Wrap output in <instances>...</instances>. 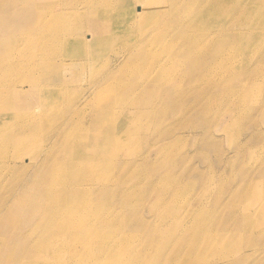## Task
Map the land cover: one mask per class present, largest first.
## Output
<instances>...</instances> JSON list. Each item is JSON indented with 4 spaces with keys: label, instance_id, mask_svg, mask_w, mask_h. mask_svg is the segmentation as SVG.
<instances>
[{
    "label": "bare ground",
    "instance_id": "obj_1",
    "mask_svg": "<svg viewBox=\"0 0 264 264\" xmlns=\"http://www.w3.org/2000/svg\"><path fill=\"white\" fill-rule=\"evenodd\" d=\"M19 1L0 0V264H260L264 248L247 257L241 253L245 244L233 239L232 232L235 228L249 231L263 226L260 236L264 238V177L243 173L241 181L236 182L222 176L227 172L237 175L235 161L242 158L247 164L249 155L255 154L257 160L264 154V151L259 153L264 145V69L258 67V63L264 62L261 50L264 35L260 34L264 16L259 5L255 8V18H251L242 0L181 3V16L184 11H199L189 26L180 29L174 19L178 15H171L168 0H139L141 9L133 8L127 0H120V4L117 1L119 6L115 8L111 0H71L65 10L59 9L61 0H51L49 7V0H31L41 6L34 14L32 3L23 8L17 5ZM24 11L33 14L36 27L25 30L30 21L17 17ZM122 16L129 19L119 22ZM9 17L11 22L7 21ZM91 18L89 26L81 28ZM234 19L239 21L240 29L226 36L224 22ZM74 21L77 35L75 31H61L65 24ZM8 29L11 31L3 33ZM121 34L132 36L138 42L131 46L133 40L122 39ZM115 43L119 49L114 47ZM58 45L60 52L53 55L52 50ZM70 45L78 49L66 51ZM110 52L115 53V60H110L107 55ZM188 53L190 56H186ZM250 59L256 64L253 70L247 68L252 64L248 63ZM84 60L87 65L91 64L94 75L102 74L91 83L92 99H86L94 113L89 124L83 122L81 99H72L60 91L66 84L63 77L53 79L52 85L41 84L64 67L70 69ZM139 63L145 66L153 63V74H158L155 82H144L129 67ZM96 65L102 69L96 70ZM194 76L200 82L195 88L208 90L207 102L201 105L204 113L199 120L192 119L185 128L188 133L178 135L174 125H167L156 136V130L147 120L157 114L154 109L160 104L174 97L181 98L182 94L172 91L180 90ZM54 90H59L58 96L51 93ZM36 96V102L31 103ZM94 97L97 101L93 103ZM58 104H63L60 111L67 112L69 118L62 116L54 120L55 124L45 122L44 118ZM128 106L135 108V113L128 117L127 133L120 136V145L115 146L116 124ZM172 111L175 113V109ZM228 115V123L220 125ZM74 119L79 127L68 131ZM237 121H245V125L235 128ZM248 129L251 131L244 134V142L241 136ZM149 130L156 137V143L167 144L161 152L168 153L169 158V140L177 135L175 145L182 143L181 138L187 140L180 146L184 149L180 158L186 163L185 171L195 177L204 179L202 173L211 169L206 192L218 187L219 192L224 191L220 195L222 203L228 197L247 201L233 212H227L219 228L215 212H209L204 204L205 195L204 201L198 200L200 194L193 196L188 210L179 217L176 207L181 204L175 202L168 207L166 202L172 197L170 186L174 175H169L154 182H162L157 191L168 192L159 194V199L151 205L156 212L155 246L161 247L140 250L139 242L132 240L127 232L114 234L117 226L105 230L104 223L111 218L115 195L111 193L107 204L102 205V198L109 192L100 190L99 194L97 180L112 170L115 165L112 161L120 157L121 149H127L129 144L131 148L134 143L136 152L139 143L150 141ZM95 131L93 138L90 134ZM227 133L232 150L229 151L233 153L229 159L215 160L212 167L203 156L187 168L188 158L195 156L194 149L198 147L211 157L225 156L229 151L223 148L222 140ZM140 138H143L141 142ZM89 140L91 144H98L95 152L85 150ZM44 141L52 143L51 147L44 149ZM249 141L255 148H250ZM27 149L39 150L40 157H24ZM44 154H49V159L43 158ZM131 158L133 167L146 163V158ZM255 160L249 167L255 166ZM198 162L203 165L199 166ZM196 182L204 185L202 180ZM132 185L128 184L119 195L122 198L120 219L126 220V231L131 230V218L139 216L129 212L131 206L139 203L132 200ZM63 193L66 201L56 207ZM255 243L254 240L253 248ZM150 257L155 262L149 261Z\"/></svg>",
    "mask_w": 264,
    "mask_h": 264
},
{
    "label": "rangeland",
    "instance_id": "obj_2",
    "mask_svg": "<svg viewBox=\"0 0 264 264\" xmlns=\"http://www.w3.org/2000/svg\"><path fill=\"white\" fill-rule=\"evenodd\" d=\"M41 1H46V0H41ZM69 1H71V0H61L60 1L61 4L59 6V9L65 10L67 8L66 3ZM73 1L74 2H85L87 0H73ZM117 1H119V4L121 3L120 0H111L114 8L119 6V5H116ZM190 1H195V0H168V9L170 11H172L171 15L173 17L178 15L174 19H177V22H178L177 27L181 26L180 29L183 27L189 26L190 23L193 21L195 15L199 11V10H195L193 12H188V13H185V11H184V14L182 16L179 15V12L181 11V7L179 5L181 3H187V2L189 3ZM29 2L32 3V6L34 5V8L32 10L33 14L40 10V7H41L40 3H36L35 1L31 2V0H29L28 2H27V0H21L18 2L17 5L21 4L23 8H26L29 5H31ZM127 3L129 5H131L133 8L141 9L140 8L141 4L139 3V0H127ZM242 3L244 4L243 8H247L246 9L247 15L250 16L251 18H255V8H256L257 4L259 5V10L261 11L262 15L264 16V0H262V1L261 0H242ZM253 3H255L256 5H252ZM50 5H51V0H49L47 2V6L49 7ZM33 14L30 15V12H26V11H24L23 14H21L20 16L16 14L18 19H23L24 22L30 21L29 23H31V24L25 25V30L30 29L31 27L33 28V27L37 26V23L33 17ZM87 14L92 16V14H90V13H87ZM187 14H190V15L187 16ZM14 17H15V15H14ZM123 19L126 20L129 18H128V16H122L119 19V22H126ZM7 21L11 22L10 17L7 19ZM34 21H35V24H34ZM91 21H92V18L90 20H85L83 22V24H81V28L82 27H84V28L88 27L89 24L91 23ZM168 21H171V20L166 19V22H168ZM239 24L240 23L237 19H234L231 21L230 20L225 21L224 25H223L224 34L226 36L228 34H234L236 29H240L238 27ZM75 27H76V22L74 21L73 24H70V25L65 24L62 27L61 31L73 32V31H75ZM9 31H11V30L8 29V30L4 31L3 33L6 34V32H9ZM77 32H78V30L75 31L74 34L77 35ZM0 34H2V33H0ZM189 34H191V33H189ZM260 34L264 35V29L261 30ZM123 35L124 34H121L120 36H123ZM139 36H140V34L138 33V37ZM125 38H131L133 40V42L131 44H129L131 46L135 45L138 42L137 39H135L129 35L122 37V39H125ZM170 38H171V41L174 42L173 38L172 37H170ZM116 42H117V44H120L119 39H116ZM114 47L119 49V47L116 46V43H115ZM60 48H61L60 45L55 47L52 50V54L54 55V54L60 52ZM244 48H247V46L244 45ZM77 49H78V47L76 45H70L67 47L66 51L77 50ZM261 50L264 53V43L262 44ZM189 53L186 56H190ZM114 54L115 53H113V52H110L107 54L109 56L110 60L116 59ZM143 56H144V53H143ZM196 57H198V56H196ZM252 61L253 60L250 59L248 63L250 64V63H252ZM85 64L86 63L84 60L81 64H79L75 67H69L70 69H67L68 67H66V68L64 67L63 70L61 69L62 72L60 71V72H57L56 74H53L51 77V80L41 81V84L43 86H45L47 84L52 85L53 79L63 77L66 84L64 87L62 86L64 89L62 87L59 88L60 91L63 94L67 93L68 94L67 96H71L72 99H75V100L81 99L80 100L81 104L79 103V105H80V109L81 110L83 109V112H84L83 113V115H84L83 122L85 124H89V122H90L89 118L90 117L92 118L91 115L94 114L93 112H91V111H93V107L90 104L87 105L88 101L90 99H92V95H91L92 91H90L91 90V88H90L91 83H93V80L95 81V79L98 76H101L102 74H95L94 75L92 73V70L90 69L91 64H88V65L87 64L85 65ZM255 66H256V64H255V62H253L247 68L253 70V68ZM261 66L264 69V62L258 63V67H261ZM129 67L132 68L133 70H136L137 75L141 76L144 82H146L148 80H152L155 82L157 80L158 74H153V70H152L153 63L149 66H145V65H142L141 63H139L138 66H135V67L129 66ZM101 69H102V67H100L99 65H96V70H101ZM81 73H84V74H81ZM56 76H58V77H56ZM197 83H200V82L195 80V76L191 80H186V85L181 87L180 90L175 89L176 91L175 90L172 91L174 94H177V95L182 94L181 98H175L174 97L173 100L167 101L164 104H160L159 108L154 109V111L157 114L154 116H150L147 121H148L149 126H151V128H154L156 130V136L167 125H169V127H172V125H174L175 126L174 130L178 131V133H179L178 135H180L181 132L182 133H188L185 130V128L188 127V125L192 121V119L194 118V120H199L200 116L204 113L202 111L201 105L204 102H207L209 95L206 94L208 91V90H206V88H203V89L199 88V87L195 88ZM202 86L206 87L207 83L203 84ZM87 88L89 89V91ZM24 90L27 91V86H25ZM57 92H59V90H54L51 93L54 94V96H58ZM35 99H37V96L33 97L31 99V103H33V101L36 102ZM95 101H97L96 97L93 98L92 102L94 103ZM62 106H63V104H60V105L58 104L55 107L52 114L50 113L46 118H44V121L48 122V123L53 122V124H55L54 120H59L62 116L69 118V114L67 112L64 111L61 113L60 110H61ZM164 106L168 107V108H165ZM34 107H38V106L34 105ZM172 109H175V113L172 111ZM163 111H166L165 116H163ZM134 113H135V108H133L132 106H128L127 108H125L123 110L122 114L119 115V118H121L123 120L120 119L116 124L118 137H115V142H116L115 146L117 143H118V145H120V136L123 133H127L126 123H128V121H127L128 117H132L134 115ZM87 116H88V118H87ZM113 117H112V119H113ZM73 121H74V123L69 125L68 131H71V130L75 131L76 130L75 127H79L78 123H76L77 120L74 119ZM164 121H166L167 123H165ZM228 121H229V115L226 119H224L221 122L220 125L225 126L228 123ZM204 125H205V127L208 128L207 123H204ZM241 125H245V121H243V122L237 121L235 128H238ZM233 126H234V124H233ZM220 129H218L217 131L219 132ZM250 129H248L247 131H244L247 133H243V135L241 136L242 139L240 138L241 140L244 141L245 135L249 134V131H251ZM64 130L65 129H63L61 131H64ZM95 134H97V131L93 132V134L91 133L90 136H92L94 138ZM147 135H148V137H149V135H151L150 141H146L144 144L139 143L138 147L136 149V152L133 149L134 143H133L131 148H130L131 144H129L127 149H121L122 154L120 155V157H118V159L112 161L115 163V165L112 166V170L109 173H107L105 176H102L99 178V180H97V182H98V185L96 187V189H98L97 192L99 194H100V190L102 191V193L105 191L109 192V194L106 197H104V198L101 197L102 198V205L107 204V199L111 195V193H114V195H115V198H114V201L112 204V212L110 213L111 218L104 223L105 230H112L115 226H117V231H115L114 234H122L123 232H127L131 236L132 240L139 242V249L140 250H148V249L157 250L155 248L161 247L162 245L158 246V247L155 246L156 241L154 239L155 230H154V222L153 221L156 217V212L153 209V207H151V205H154L153 202L156 199H159V194H166L168 192L166 190L165 191H157L158 187L160 185H162V182L161 183H154V182L162 179L165 176H169V175H174L173 181H172L171 186H170L172 188V197L170 200H168L166 202L168 203V207H171L172 204L175 202L181 204V206L176 207L179 209V214H177L179 217L184 216L185 211H187L189 208V203L191 201V198H193V196L200 194V197L198 198V200L204 201L205 198L203 195H205V196H207V200L205 201L204 204H207V210L209 212H215L214 217L216 220V225L219 228V225L224 220L227 212H233L235 207L240 206L247 201V199H245L244 201L241 202L237 199L228 197L222 203L220 201V195H223L224 191L221 190L219 192L218 187L213 192H210V193L206 192L205 189L209 185L206 183V179H207V176H208L211 169L206 170L202 173V176L204 177V179H201L199 177H195V176L191 175L189 171H185L186 163L184 164V162H182V160L180 158L184 152V149L183 150L180 149V146H182L186 143V141H187L186 139L181 138L182 143L179 145H175V140L177 139L178 135L169 140L171 142V145L170 146L168 145L169 146L168 151H169V154L171 156L169 158L168 153H162L161 152V148L167 144H161V142L156 143L155 142L156 137L155 138L153 137L154 134L151 133V130L148 131ZM216 135L218 136L219 133H216ZM227 135L228 136H226V139L222 140V144H223V148L226 151L227 150L229 151V150H231L229 147V144H230L229 133H227ZM142 140H143V138H140V142ZM89 141L87 143L85 150H87L89 153L95 152L96 151L95 148H96V146H98V144L95 142H93L91 144L92 140H89ZM49 143H50L49 141H47V142L44 141L43 146L46 145V147H43V146L42 147L44 149L50 148L52 143L51 144H49ZM248 145L250 146V148H255V144L254 143L250 144V141H249ZM194 151L196 152L195 156L188 158L187 168H190L194 164V162L200 161V158L203 156L206 157L210 161V165L213 167L215 160L218 161V160H225L226 158L229 159L230 155L233 154L231 152L232 151L231 150L228 153H226L225 156L224 155H215V156L211 157L208 153H206L202 149V147H198V148L194 149ZM263 151H264V145L262 148H260L259 153L262 154ZM38 152H39V150L27 149L26 152L24 153V157H28V158H32V159H34L36 157H40V155H38ZM172 152H175V155H172ZM61 153L63 155V160H64L66 157V156H64L65 155L64 150ZM187 153H188V150H186V154ZM254 155L248 156L247 164L245 163V161L242 160V158L240 160L234 162V164L239 169L236 176L234 175V173H231V172L230 173L229 172L224 173V174H222V176L233 179L236 182L241 181V179L243 177V173L252 174L253 176L260 175V176L264 177V175H263L264 154L261 155L257 160L254 159ZM133 156L142 157L143 159L146 158L145 159L146 163L141 165V166H138V167H133L131 164V161H132L131 157H133ZM42 157L43 158L47 157L49 159V154H47V156H46V154H44ZM170 159H172V161ZM150 160H151V162H149ZM254 160H255V166L249 167V165L251 163H254ZM20 163H21V160L18 161V165H20ZM198 165L202 166L203 164L198 162ZM52 168H53V170L56 169L55 164L52 165ZM228 170H229V168H228ZM218 172L220 174V170H218ZM211 174L213 175L214 172H211ZM181 176L183 177L182 180L180 178ZM216 179H217V181H219L218 176ZM198 180H202L204 182V185L202 186V184L200 182H196ZM140 182H142V183H140ZM128 184H134V185H132L133 186L132 187V191H133L132 200L139 202L137 204H134L133 205L134 207L131 206L129 212L131 214H137L138 213L139 216H134L131 218V222H130L131 230L126 231V229L124 228L126 225V220L120 219L122 198H119V195L128 186ZM256 187H259V186L257 185ZM65 199H66V197L63 193V196L57 199L58 205H55V206L56 207L61 206L66 201ZM184 201H185V203H184ZM128 202L131 204L130 200ZM138 225H141V227H138ZM262 227L263 226L255 227V228L253 227L249 231H247V230L244 231L241 228H235V230L232 232L233 239L237 240L239 243L245 244V248L241 251V253L244 254L245 256L248 257V256L252 255L253 253H257V251L259 249L264 248V238L260 236V230ZM160 236H163L162 232H160ZM254 240L256 241V243L254 244L255 247L253 248L252 244H253ZM148 260L154 261L151 257L148 258ZM259 263L264 264V259L259 260ZM148 264H153V263H148Z\"/></svg>",
    "mask_w": 264,
    "mask_h": 264
}]
</instances>
